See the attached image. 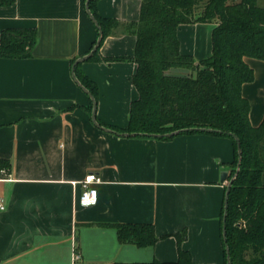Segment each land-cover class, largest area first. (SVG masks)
Wrapping results in <instances>:
<instances>
[{"label": "crops", "instance_id": "1", "mask_svg": "<svg viewBox=\"0 0 264 264\" xmlns=\"http://www.w3.org/2000/svg\"><path fill=\"white\" fill-rule=\"evenodd\" d=\"M97 11L122 24L108 35L100 54L79 69L98 87L96 116L91 97L73 76V64L88 54L99 30L86 0H15L0 4L4 28H35L32 55L0 54V159H9L0 180L6 208L0 210V264H145L178 258L176 233L195 264H224L222 213L235 158L230 136L206 132L162 138L125 135L138 97L132 82L136 35L125 26L140 17L142 0H96ZM259 3V0H258ZM264 7V6H263ZM214 23L181 24L183 53L196 60L211 54ZM113 58V59H112ZM117 58V59H114ZM254 79L242 94L254 126L264 119V60L247 57ZM76 72V71H75ZM95 171L96 204L79 202L80 183ZM230 178V176H229ZM153 223V246L122 244L115 227L102 223Z\"/></svg>", "mask_w": 264, "mask_h": 264}, {"label": "trees", "instance_id": "2", "mask_svg": "<svg viewBox=\"0 0 264 264\" xmlns=\"http://www.w3.org/2000/svg\"><path fill=\"white\" fill-rule=\"evenodd\" d=\"M14 1L0 0V4ZM89 6L102 30L100 44L89 59H111L101 56L100 47L122 23L100 15L96 0L90 1ZM192 22L215 24L212 52L199 60L181 51L178 36L179 26ZM125 26L136 35L131 58L137 63L132 82L138 97L131 103L127 126L104 125L131 135L152 136L189 129L182 133L232 137L235 158L229 176L234 180L228 206L224 202L222 213L224 222L227 211L224 264H228L227 249L230 264H264V119L257 126L251 123L250 102L242 94L243 84L254 79V70L246 58L264 60V7L258 0H142L139 19ZM37 40L35 28H4L0 54L30 57ZM75 71L97 101V84L78 65ZM88 109L92 112L93 101ZM200 127L213 130L194 129ZM230 133L237 135L242 150L238 173V140ZM10 167L9 159H0V168L9 171ZM102 225L115 227L122 244L148 247L160 239L153 223ZM175 235L179 241L176 260L154 259L145 264H195L191 251L182 246L186 231Z\"/></svg>", "mask_w": 264, "mask_h": 264}, {"label": "water", "instance_id": "3", "mask_svg": "<svg viewBox=\"0 0 264 264\" xmlns=\"http://www.w3.org/2000/svg\"><path fill=\"white\" fill-rule=\"evenodd\" d=\"M90 1L92 0H86V9H87V12L90 14L91 18L94 20L98 30H99V35H98V38H97V42L94 44L93 48L91 49V51L84 55V56H81L79 58H77L73 64V76L75 78V80L78 82V84L81 86V88L91 97L92 101H93V109H92V120L95 124H97L98 126H101V124L99 123L98 119H97V116H96V111H97V101L95 100V97L94 95L92 94V92L80 81V79L78 78V76L76 75V72H75V69H76V66L88 59L98 48L99 44H100V41L102 39V30H101V27L98 23V21L96 20L94 14L92 13V10L90 9V6H89V3ZM104 128L106 129H111L109 127H106V126H103ZM196 130H200V131H211L213 129L211 128H194ZM114 130V129H113ZM186 130H189V129H179V130H175V131H172V132H169V133H165V134H152V136H156V137H161V136H167V137H172V136H175V135H178ZM115 131V130H114ZM120 134H125V135H129L130 133H127V132H119ZM233 137H235V139L238 140V147H239V162H238V167H237V172L239 171L240 169V162H241V158H242V150L240 148V143H239V138L237 137V135H235L234 133H230ZM221 180L224 182L226 181L227 182V191H226V195H225V207L227 208L228 206V195H229V191H230V188H231V185L233 183V180H234V177L232 178H229V172L227 170H224L221 174ZM226 215H227V211L225 210V214H224V218H223V238L226 239ZM227 253H228V264H230V259H229V250L227 249Z\"/></svg>", "mask_w": 264, "mask_h": 264}, {"label": "built area", "instance_id": "4", "mask_svg": "<svg viewBox=\"0 0 264 264\" xmlns=\"http://www.w3.org/2000/svg\"><path fill=\"white\" fill-rule=\"evenodd\" d=\"M8 175V170L6 168H0V180L4 178V176ZM102 182V177L99 173L95 171L88 172L84 178L78 182L82 186V192L79 196V202L83 206H90L96 204L98 200V190L95 186L96 184ZM6 208V198L2 194H0V210H4Z\"/></svg>", "mask_w": 264, "mask_h": 264}, {"label": "rangeland", "instance_id": "5", "mask_svg": "<svg viewBox=\"0 0 264 264\" xmlns=\"http://www.w3.org/2000/svg\"><path fill=\"white\" fill-rule=\"evenodd\" d=\"M259 4H260L261 6H264V0H259Z\"/></svg>", "mask_w": 264, "mask_h": 264}]
</instances>
